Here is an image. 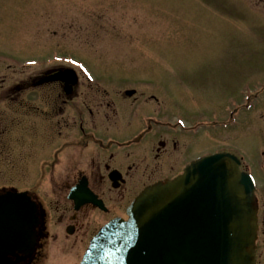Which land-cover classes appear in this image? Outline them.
<instances>
[{
  "label": "flooded vegetation",
  "instance_id": "af4514ba",
  "mask_svg": "<svg viewBox=\"0 0 264 264\" xmlns=\"http://www.w3.org/2000/svg\"><path fill=\"white\" fill-rule=\"evenodd\" d=\"M32 27L37 52L9 55L29 65L8 64L4 72L11 73L0 75V195L21 192L34 200L44 217L42 236L34 254H6L0 264H43L49 240L80 248L112 220H126L142 190L216 152L199 148L204 136L218 152L235 154L239 138L227 141L229 149L219 139L225 119L219 108L211 120L198 108L176 112L168 94L150 80L141 84L137 72L107 71L104 78L92 75V83L70 65L48 63L65 57L44 47L43 25ZM257 185L256 257L264 264V188Z\"/></svg>",
  "mask_w": 264,
  "mask_h": 264
},
{
  "label": "rangeland",
  "instance_id": "374dc122",
  "mask_svg": "<svg viewBox=\"0 0 264 264\" xmlns=\"http://www.w3.org/2000/svg\"><path fill=\"white\" fill-rule=\"evenodd\" d=\"M263 5L264 0H0V53L37 52L30 36L38 23L46 28L42 44L49 51L76 56L95 77L137 72L140 83L150 80L168 94L176 112L198 108L212 119V109L222 113L230 98L240 99V127L224 130L219 139L229 149L227 141L239 138V154L264 188L258 171L264 167ZM6 63L0 62V75L11 73L4 72ZM252 83L256 99L242 93ZM199 148L217 147L204 136ZM86 241L72 249L51 240L46 264H79Z\"/></svg>",
  "mask_w": 264,
  "mask_h": 264
},
{
  "label": "water",
  "instance_id": "95a60500",
  "mask_svg": "<svg viewBox=\"0 0 264 264\" xmlns=\"http://www.w3.org/2000/svg\"><path fill=\"white\" fill-rule=\"evenodd\" d=\"M238 164L228 154L214 155L148 189L129 209L128 222L100 232L82 264H255L254 187ZM40 222L38 206L26 196H2L0 256L33 252Z\"/></svg>",
  "mask_w": 264,
  "mask_h": 264
}]
</instances>
